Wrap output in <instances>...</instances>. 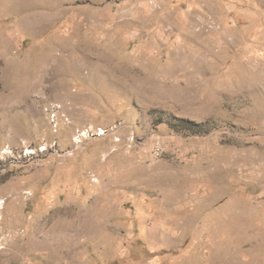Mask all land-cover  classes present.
Segmentation results:
<instances>
[{"label": "rangeland", "instance_id": "1", "mask_svg": "<svg viewBox=\"0 0 264 264\" xmlns=\"http://www.w3.org/2000/svg\"><path fill=\"white\" fill-rule=\"evenodd\" d=\"M0 264H264V0H0Z\"/></svg>", "mask_w": 264, "mask_h": 264}, {"label": "trees", "instance_id": "2", "mask_svg": "<svg viewBox=\"0 0 264 264\" xmlns=\"http://www.w3.org/2000/svg\"><path fill=\"white\" fill-rule=\"evenodd\" d=\"M176 123H173L172 125H174L177 128H186V129H203V125H196L195 123L191 122V121H187V120H175Z\"/></svg>", "mask_w": 264, "mask_h": 264}]
</instances>
